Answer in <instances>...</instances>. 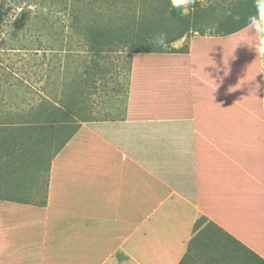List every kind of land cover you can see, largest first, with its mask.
I'll use <instances>...</instances> for the list:
<instances>
[{
	"label": "rangeland",
	"instance_id": "1",
	"mask_svg": "<svg viewBox=\"0 0 264 264\" xmlns=\"http://www.w3.org/2000/svg\"><path fill=\"white\" fill-rule=\"evenodd\" d=\"M203 3L183 14L171 0H0V264H264V202L242 205L253 208L242 225L231 212L242 194L232 179L262 188L264 0L260 20L251 0ZM212 7L211 25L228 14L241 24L225 36L208 26L174 37L178 20ZM160 32L166 48L151 43ZM132 112L192 118L197 206L161 189L126 203L134 163L97 134ZM88 153L104 167L96 181L80 162ZM111 164H122L113 177ZM210 183L218 190L207 194Z\"/></svg>",
	"mask_w": 264,
	"mask_h": 264
},
{
	"label": "crops",
	"instance_id": "2",
	"mask_svg": "<svg viewBox=\"0 0 264 264\" xmlns=\"http://www.w3.org/2000/svg\"><path fill=\"white\" fill-rule=\"evenodd\" d=\"M260 13L258 9V20H260ZM263 25V24H262ZM264 37V34L263 36ZM263 47V44H262ZM260 45V48H262ZM261 52L260 61H259V80H258V93H259V100H260V136H261V147L263 149V163L262 167L260 168L259 174H261V178H255V181L261 183V190L254 192V190L247 191L242 187V179L241 181L237 179H232V188L234 190H242V194L239 195L237 198L235 197L234 206H232L231 212L233 213V220L236 224H241L242 221L245 222L249 213L251 217H253V208L252 206H244L242 211V205L247 202L255 203H263L264 202V49L259 51ZM251 73V72H249ZM131 109V108H130ZM132 110V109H131ZM169 111V109H167ZM238 113V111H237ZM240 113V112H239ZM165 117L160 116L159 118H153L151 115L148 118H143L144 114H133L130 113L127 119H120L114 120L112 122H108L110 125L109 127H114V130L109 131V134H106V131H100L97 135V138H102L103 141L106 140L113 145L116 146L117 150H114L117 153H122L128 158H130L134 165H132L136 172L133 175L132 181L136 178L139 181L136 183L134 182L135 186H132L133 190V197L132 193L126 203H132L133 198L134 201L137 203L141 201V196L143 191L144 194L147 193L149 196L157 197L161 194V192H166L164 195L171 196L172 199H176L177 202L185 205L187 208L192 206H197L198 204V184H197V154H196V145H195V126L192 121V118H180V117H172L170 114L164 112ZM239 115V114H238ZM244 119V114H240ZM258 117L255 113H252L247 117L249 120H253V118ZM90 125V124H89ZM94 130H98V128L94 125H91ZM99 131V130H98ZM25 132V130L23 131ZM11 134L10 138L15 135L13 134V130L9 133ZM101 139V140H102ZM94 142V141H93ZM94 143H92L93 145ZM127 145V146H126ZM244 146L240 145V149H243ZM95 153V148H90ZM241 151V150H240ZM93 153H88L84 155V158L81 162H84V166L88 169L87 172L89 173V177L93 180L95 176L100 174V170L102 165H91V161L89 160ZM121 155V154H120ZM243 158L249 156H242ZM121 159L125 158L123 155L120 157ZM126 159V158H125ZM124 160V159H123ZM127 160V159H126ZM122 164H111L110 167L114 168L115 170L112 173L113 175H118L120 172L116 171V169L121 170ZM94 166V167H92ZM151 176H149V174ZM186 175L187 179H183V176ZM88 177V176H87ZM94 177V178H93ZM155 178V182L157 184H153L151 178ZM105 179V175L102 177ZM108 179V178H107ZM105 179L106 187L110 184H113L112 181H108ZM95 179L94 181H96ZM130 180V178H129ZM234 180V181H233ZM245 180V179H244ZM262 180V181H261ZM256 183V184H257ZM152 185V186H151ZM154 186V187H153ZM246 186V185H245ZM247 186H249L247 184ZM246 186V187H247ZM135 187H137L135 189ZM205 188L207 189V194L209 189L218 190V185L216 183L206 185ZM161 189V190H160ZM160 190V191H158ZM163 194V193H162ZM239 203L240 206H235L236 203ZM243 202V203H242ZM147 207H151V204L155 203L150 201L146 196L143 202ZM242 203V204H241ZM177 205L173 204L172 207H176ZM240 207V209H239ZM245 209H251L245 215ZM230 210V209H229ZM176 211V215L173 217H178L180 212ZM230 212V211H229ZM239 214L243 216L239 218ZM240 219V220H239ZM170 222V225H176L179 223V219ZM184 220H182L183 222ZM184 228H188V224H182ZM181 238V237H180ZM181 238L180 241H182ZM243 241V240H242ZM245 241V240H244ZM218 251V248H217ZM215 251V252H217ZM208 258H203L204 264H208ZM174 262V261H173Z\"/></svg>",
	"mask_w": 264,
	"mask_h": 264
},
{
	"label": "trees",
	"instance_id": "3",
	"mask_svg": "<svg viewBox=\"0 0 264 264\" xmlns=\"http://www.w3.org/2000/svg\"><path fill=\"white\" fill-rule=\"evenodd\" d=\"M254 12L256 13L254 16V20L258 19V7L256 0H251ZM244 8V7H242ZM198 12L195 13V18H185L184 22L182 23L180 20L177 21V23L172 27V32L174 33V37L180 38L182 37L186 32H188L190 29H194V31H199L203 34V32L206 30V28L209 26L208 30L214 32L217 36L218 35H223L225 36L226 34H230L236 30V28L239 27V24L237 23L238 21L235 20L233 17V14H228L225 16L223 21H219L220 23H217L215 25H211L210 22V16L214 14L215 9L209 8L207 9H198ZM199 20V21H198ZM249 20V19H248ZM244 21V20H243ZM249 22V21H248ZM243 23V22H242ZM135 46L143 52L144 50L146 51L148 47L150 46V43L147 42V40H137ZM100 46V44H99ZM132 109V108H131ZM164 109V108H163ZM82 160V159H81ZM81 162V161H80ZM82 163V162H81ZM82 165V164H81ZM84 166V165H83ZM87 176L89 177V173L87 172Z\"/></svg>",
	"mask_w": 264,
	"mask_h": 264
},
{
	"label": "clouds",
	"instance_id": "4",
	"mask_svg": "<svg viewBox=\"0 0 264 264\" xmlns=\"http://www.w3.org/2000/svg\"><path fill=\"white\" fill-rule=\"evenodd\" d=\"M197 3V0H171V5L174 8L180 9L183 14H189L193 11V5ZM202 6H205L203 0H201ZM251 27V22H250ZM151 43L157 48L167 47V35L166 33L160 32L155 34ZM208 54V53H207Z\"/></svg>",
	"mask_w": 264,
	"mask_h": 264
}]
</instances>
